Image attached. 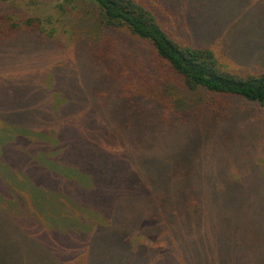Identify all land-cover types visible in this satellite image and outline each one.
Here are the masks:
<instances>
[{
	"label": "trees",
	"instance_id": "1",
	"mask_svg": "<svg viewBox=\"0 0 264 264\" xmlns=\"http://www.w3.org/2000/svg\"><path fill=\"white\" fill-rule=\"evenodd\" d=\"M85 1L103 37L70 58L0 9V264H264V131L233 108L264 103V0ZM61 58L91 80L85 129Z\"/></svg>",
	"mask_w": 264,
	"mask_h": 264
},
{
	"label": "rangeland",
	"instance_id": "2",
	"mask_svg": "<svg viewBox=\"0 0 264 264\" xmlns=\"http://www.w3.org/2000/svg\"><path fill=\"white\" fill-rule=\"evenodd\" d=\"M0 9L13 17H19L22 19L37 18L43 22L44 25L48 26L49 30L51 28L57 29L56 33L51 34L54 38L49 40V42L53 43V45L60 43L61 45H67L66 47H70L69 49H64L63 51L65 52V55H67L66 58L71 57L70 50L71 48L74 49V41H77L79 38L88 37V35L85 33H90V36L96 39L101 36L103 37V32L95 28L93 25L94 19L90 18L91 16L89 12L94 11V9L85 0H15L7 4H1ZM81 19L83 20L80 21ZM67 26L70 27V29L72 28L73 32L63 33V27ZM124 34L128 35V33L125 31ZM132 40L135 41L134 44L137 48L141 47L138 43L139 41L135 39ZM137 48L135 49L136 51ZM212 48L215 49L214 53L216 54V58L221 65L230 70L236 71L238 69V66L229 58L228 55L221 54L222 50L219 44H214ZM51 62L53 65V71L57 74L58 81L63 86V88L69 92L70 95V97H68L69 108H72L73 110H70L71 113L67 115L68 121L66 123L69 126L68 128L75 129L77 128V125H79L78 128L85 129L88 126L93 125V123H84L82 118L83 116L87 115V108L89 109V107L95 106V101H89L87 98L89 92L87 89L92 85L91 80H87V72L79 69L75 60H72L70 64L64 63L65 59L63 58L59 59L58 61L56 60ZM49 67H51L50 64ZM23 75L25 79H27V73L23 72ZM35 92L38 93L37 90H35ZM29 94V91L22 92L24 100L28 102L27 104L30 103ZM40 94L44 95V92L41 91ZM172 95H176V97L174 96L176 99L180 97L179 92L175 94V91H172ZM25 106L26 104H23V100L21 99L18 109L21 112H28L29 115V113L32 112L33 107L31 105ZM233 108L235 114H241L243 111H246L244 115L242 114V117H239V121H237L236 127H238L241 131L246 132L248 130L251 131L253 129H257L258 122L262 132L264 131V103L251 104L245 102H236L233 103ZM75 110H77V112ZM94 124L96 125V123ZM225 126H227V124H225ZM106 145L108 148H110L109 143ZM63 149L66 152L70 151L69 144L65 145ZM67 154L70 155L69 152ZM72 154L83 155L85 158H97L96 156L90 155L88 152L84 153L77 145H74ZM17 155L20 156L19 150H17ZM262 156L258 157L261 158ZM21 157L26 156L21 154ZM116 192H120L119 188L116 189ZM126 192L127 191L122 190L119 195L123 197L127 195ZM109 204H111V201H109ZM27 214L28 213L21 214L22 217L26 218L23 219V222L26 224H28L30 221ZM153 240L154 239L152 238L151 242H153ZM53 247L54 249H62V247L59 245H57L58 248L55 246ZM80 257L81 253H79V258Z\"/></svg>",
	"mask_w": 264,
	"mask_h": 264
}]
</instances>
